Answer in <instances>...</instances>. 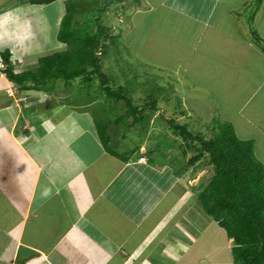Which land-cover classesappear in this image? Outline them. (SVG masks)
Masks as SVG:
<instances>
[{
    "label": "crops",
    "instance_id": "crops-1",
    "mask_svg": "<svg viewBox=\"0 0 264 264\" xmlns=\"http://www.w3.org/2000/svg\"><path fill=\"white\" fill-rule=\"evenodd\" d=\"M140 1L145 10L155 5V0ZM247 1L159 0L155 6L167 13L173 38L186 45L192 59L200 54L189 68H208L197 73L194 83L222 104L224 118L218 120L233 129L243 121L259 128L248 139L264 167V146L258 148L264 140V54L252 41L253 8ZM45 7L0 0V54L9 51L15 73L37 62L39 56L22 49L19 53L17 47L20 39L26 48L33 46L28 20ZM168 14L182 19L171 20ZM43 20L33 21L42 34ZM252 27L264 40V0ZM211 34L221 58L199 45ZM175 76L182 87L184 76ZM18 87L0 68V264L181 262L184 257L178 254L189 250L195 230L208 229L200 221V207L192 202L193 185L183 181L187 169L178 174L169 153L153 149L147 155L143 145L136 158L123 163L104 151L87 110L67 112L59 103L66 92L63 85L53 93ZM195 98L182 96L189 117L195 110L184 107ZM237 130L238 139H247ZM142 156L145 163L139 162Z\"/></svg>",
    "mask_w": 264,
    "mask_h": 264
},
{
    "label": "trees",
    "instance_id": "trees-1",
    "mask_svg": "<svg viewBox=\"0 0 264 264\" xmlns=\"http://www.w3.org/2000/svg\"><path fill=\"white\" fill-rule=\"evenodd\" d=\"M21 1L31 6L43 7L61 0ZM117 1L121 3L125 0ZM63 2L56 41L64 46V50L39 56L33 69L19 73L14 72L9 61L10 53L4 50L0 54L3 72L11 83L18 85V89L23 91H52L57 81H62L63 89L66 90L73 81L79 79L85 84L86 98L90 94L88 89H93V82L97 80V87L93 90L101 91L109 105L114 102L124 106V112L120 115L112 117L109 111H104L100 119L92 117L98 139L108 155L123 163L128 162L140 154L141 148L140 142H133L131 148L127 147L125 143L128 136L135 132L145 134L152 116L158 112V95H171L175 91L173 87L167 91L155 85L149 88L143 104L136 105L131 97L130 80L124 87L111 86V83L115 84L116 78L103 71L101 58L108 55L111 49L120 51L121 44L114 41L119 38L102 25V17L98 14L94 18V28L88 32H80L78 27L81 14L76 0ZM262 2L263 0H253L251 3L253 10L249 23L252 41L264 54V40L252 27L253 16ZM133 3L137 8L144 5L140 0H134ZM101 12L103 11H97ZM144 65L150 67L147 63ZM135 72L132 71L134 78ZM166 97L163 96V100L168 103ZM174 100L178 112H173L175 114L171 118L161 114L158 118L180 140L183 161L190 154L181 164V172L188 167H194V171L201 168L210 172L204 185L193 188L202 213L225 231L227 239L232 240L233 264H264V167L254 156L253 142L238 139L233 126L219 120H213L212 124L207 125L206 130L212 132L209 137L202 132L193 131L192 125L177 120V117H190L181 108L179 97L175 96ZM145 153L151 155L154 150H147ZM160 154L165 153L160 151ZM181 172L177 171L178 174Z\"/></svg>",
    "mask_w": 264,
    "mask_h": 264
},
{
    "label": "rangeland",
    "instance_id": "rangeland-1",
    "mask_svg": "<svg viewBox=\"0 0 264 264\" xmlns=\"http://www.w3.org/2000/svg\"><path fill=\"white\" fill-rule=\"evenodd\" d=\"M63 1L64 0L57 1L50 6L43 8L40 13L38 12L36 15L32 14L30 16L31 20L32 18L34 20L37 18L41 21V19L43 20L45 18L44 20L47 22L46 25L43 24L42 34L40 29L35 26L36 24L33 22L34 20L32 22L31 20H28L29 24H27V31H31L33 34V46L29 45L26 48L25 41H23L21 45L20 42L22 40L20 39L21 41H18L17 47L19 53L20 49H22L25 53H34V56L37 58L38 56H45L64 50V46L56 41L59 21L63 14ZM133 1L134 0H125L120 3L117 0H76V6L79 8L81 14L78 30L82 33L91 31L95 26L94 18L96 14H98L102 17V25L109 28L113 35L119 38L114 41L121 44L119 45L120 51L117 52V49L112 51L111 49L112 52L110 51L108 55H104L101 58L102 68L105 73L116 78L115 84L111 83V86H114L115 88L124 87L127 81L130 80L132 87L131 97L134 104H143L149 94L148 90L150 87L157 85L159 88L167 91H170L172 89L171 87H173L175 92L171 95H158V112L152 116L150 127L147 132L145 134H140L139 132L132 133L128 136V141H126L125 145L131 148V143L140 142L141 145L144 146V151L159 149L158 152L162 151L165 154L169 153V157L171 158L175 169L178 172H181L180 166L186 161L190 154H188L183 161L180 140L176 139L167 130V126H165L166 124L158 118V115L161 114L166 118H171L173 114H175L173 112H178L179 109L176 108L177 103L174 100L175 96L179 97L181 105L182 96L184 97V95L187 98L198 97L192 99L193 101L187 103L186 107H184L187 108V110L188 108L190 109V107L195 110L194 113L190 114V118L176 117L180 123L182 121L192 125L193 131L202 132L204 136L209 137L212 132L206 130L207 125L209 126L212 124L213 120H218V117L224 118V112L222 111L223 106L222 104L217 105L212 93H209L208 98L205 91H203L207 89H201L200 83H194L198 76L197 73L203 72L204 70L209 72L208 68L206 66L204 68L203 65L197 69L195 66L189 68L190 63L198 62L196 60L200 54H195L196 57L194 58V61L190 54L191 52L186 51V45H183L180 42V39L176 40L173 38L174 32L172 27L174 25L172 21L167 18V13L164 12L162 8L155 6L158 5L159 0L154 1L155 5L152 10H145V8L141 7L140 12H136L137 7ZM247 2L251 5L253 0H248ZM97 11L103 12L97 13ZM168 16H170L171 20L175 18L178 20L182 19L174 14H168ZM182 26L187 27L188 24L185 26L183 24ZM16 28L17 26H15V29ZM24 31L25 29L21 32L23 33ZM213 35L215 34L205 35L207 38L200 41L199 45L206 47L209 55L216 56L217 54L221 58L222 55L220 56L218 50L219 42L217 43V40L214 41ZM144 60L151 64L154 63L153 61H156L157 63L153 65L158 66L159 68L145 66ZM34 64L36 65V63ZM34 66L31 69H33ZM177 69L178 71L175 72ZM185 69L186 72H184ZM133 70L136 71L135 78V74H132ZM176 73L184 76L182 79L184 83L182 87L176 84ZM209 83H212V81ZM97 84L98 81L94 80V87H97ZM55 85L56 86L52 89L59 91L62 88V81H57ZM46 88L48 89V86ZM93 89H88L90 94L89 97L86 98L84 94L86 90L85 84H82L81 81L77 79L65 90L66 92L62 91L64 92L61 95L63 98L59 103L65 105L67 112L68 110L82 108L80 111L87 110L93 118L96 117L97 119H100V116L104 111H109L108 113L112 117L124 112V106L122 103L116 104L113 102L109 105L105 101L104 94L98 89ZM163 96H167L168 103L163 100ZM94 98L95 100H93ZM90 100H93V102L90 103ZM227 115L232 117L230 114ZM254 128L259 130L257 126H249L246 121H243L241 124L240 122L234 123V129H238L239 136L247 138L242 139L244 141L249 140L248 138H250V134L255 130ZM136 130H138V128H136ZM258 143L262 146L258 148L263 149L264 140H259ZM167 148L170 149L168 150ZM209 177L210 172H207L204 169L199 168L194 171V167H188L183 181L186 185L198 187L201 184L204 185ZM192 200H194L192 201L193 204L199 206L195 192ZM200 221L204 224V227L208 226V229L204 232L195 230V241L191 243L189 250L178 254V256L183 255L184 258L177 264H233L231 254V248L233 246L232 240L227 239L225 231L209 217L202 214ZM197 232L200 233V235H198Z\"/></svg>",
    "mask_w": 264,
    "mask_h": 264
},
{
    "label": "clouds",
    "instance_id": "clouds-1",
    "mask_svg": "<svg viewBox=\"0 0 264 264\" xmlns=\"http://www.w3.org/2000/svg\"><path fill=\"white\" fill-rule=\"evenodd\" d=\"M2 63V62H1ZM2 69V68H1ZM51 123V121H45V124H50ZM140 158H145V157H140ZM140 158H139V162H141L140 161ZM147 160H146V158H145V161L144 162H141V163H145ZM49 194V191L46 189L45 191H44V193H43V195H45V196H47Z\"/></svg>",
    "mask_w": 264,
    "mask_h": 264
},
{
    "label": "built area",
    "instance_id": "built-area-1",
    "mask_svg": "<svg viewBox=\"0 0 264 264\" xmlns=\"http://www.w3.org/2000/svg\"><path fill=\"white\" fill-rule=\"evenodd\" d=\"M0 68H3L2 63H0ZM140 161H141V162H144V161H145V158H140Z\"/></svg>",
    "mask_w": 264,
    "mask_h": 264
}]
</instances>
